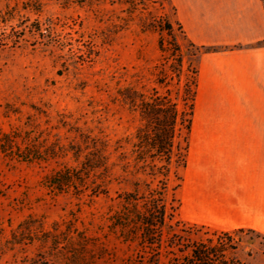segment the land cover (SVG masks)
<instances>
[{
  "label": "rangeland",
  "instance_id": "374dc122",
  "mask_svg": "<svg viewBox=\"0 0 264 264\" xmlns=\"http://www.w3.org/2000/svg\"><path fill=\"white\" fill-rule=\"evenodd\" d=\"M0 15V137L20 135L21 147L23 137L53 151L82 141L84 134L111 141L133 134L137 114L114 105L112 97L126 85L153 86L150 71L169 53L161 52L162 39L168 49L176 40L196 67L198 52L188 45L167 0H0ZM167 20L173 37L152 28L165 27ZM79 169L72 152L30 162L12 157L0 143L3 263L14 254L43 252L53 264H134L136 242L111 220L118 193L130 186L113 183L106 196L95 195L89 180L85 188L58 190L50 184L55 175H77ZM181 195L182 188L178 218L185 221ZM26 221L36 225L33 240L26 237L10 250ZM195 230L189 237L194 241L212 235L210 229ZM233 237L236 259L264 264L263 236L242 229Z\"/></svg>",
  "mask_w": 264,
  "mask_h": 264
},
{
  "label": "trees",
  "instance_id": "16d2710c",
  "mask_svg": "<svg viewBox=\"0 0 264 264\" xmlns=\"http://www.w3.org/2000/svg\"><path fill=\"white\" fill-rule=\"evenodd\" d=\"M1 19L4 17L0 15ZM178 26L187 40L179 22ZM152 28L173 37L174 27L168 20L165 27ZM173 41V49H168L163 39L159 43L161 52L169 53L164 63L151 69L152 87L126 85L117 88L112 97L114 105L137 114L139 125L133 134L115 141L98 134H84L82 141L60 149L54 146L53 151L28 137H23L25 147H21V136L15 133L3 134L0 143L12 157L30 162L72 152L80 169L77 175L68 171L50 179L52 187L58 190L74 184L85 188L89 180L95 195L110 196L113 183L130 186L118 193L119 207L111 220L127 240L136 242L134 264H246L233 256L238 248L234 232L211 231V237L194 241L189 237L195 228H207L178 218L181 203L177 193L188 162L199 71ZM13 42L16 44L19 39ZM188 45L197 52L220 50L199 47L190 41ZM170 57L172 62L168 63ZM35 227L31 221L24 222L20 232L13 235L10 250L25 244L28 238L33 240ZM4 255L6 251L0 249V264H53L43 252L33 256L14 254L13 259L3 263Z\"/></svg>",
  "mask_w": 264,
  "mask_h": 264
},
{
  "label": "crops",
  "instance_id": "0c3cea01",
  "mask_svg": "<svg viewBox=\"0 0 264 264\" xmlns=\"http://www.w3.org/2000/svg\"><path fill=\"white\" fill-rule=\"evenodd\" d=\"M196 55L184 219L264 237V0H170ZM180 188V189H181Z\"/></svg>",
  "mask_w": 264,
  "mask_h": 264
}]
</instances>
